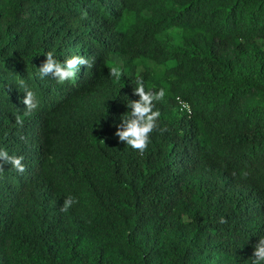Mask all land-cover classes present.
I'll list each match as a JSON object with an SVG mask.
<instances>
[{"label": "trees", "instance_id": "16d2710c", "mask_svg": "<svg viewBox=\"0 0 264 264\" xmlns=\"http://www.w3.org/2000/svg\"><path fill=\"white\" fill-rule=\"evenodd\" d=\"M0 264H264V0H0Z\"/></svg>", "mask_w": 264, "mask_h": 264}, {"label": "rangeland", "instance_id": "374dc122", "mask_svg": "<svg viewBox=\"0 0 264 264\" xmlns=\"http://www.w3.org/2000/svg\"><path fill=\"white\" fill-rule=\"evenodd\" d=\"M187 32L182 28L169 29L167 31L166 38L169 39L170 45L172 46H184L183 41ZM114 62L117 63V60L114 59ZM152 67L153 73L158 81H163V76L168 68V64L166 65H150ZM176 113L173 111L170 115H175Z\"/></svg>", "mask_w": 264, "mask_h": 264}, {"label": "built area", "instance_id": "2783aa9c", "mask_svg": "<svg viewBox=\"0 0 264 264\" xmlns=\"http://www.w3.org/2000/svg\"><path fill=\"white\" fill-rule=\"evenodd\" d=\"M177 103H178V108L181 112H184L188 115L192 113V109L186 100L182 99L181 97H177Z\"/></svg>", "mask_w": 264, "mask_h": 264}]
</instances>
